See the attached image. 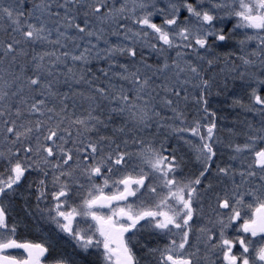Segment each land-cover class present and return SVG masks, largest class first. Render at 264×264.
Here are the masks:
<instances>
[{
    "label": "snow or ice",
    "instance_id": "obj_1",
    "mask_svg": "<svg viewBox=\"0 0 264 264\" xmlns=\"http://www.w3.org/2000/svg\"><path fill=\"white\" fill-rule=\"evenodd\" d=\"M0 264H264V0H0Z\"/></svg>",
    "mask_w": 264,
    "mask_h": 264
}]
</instances>
